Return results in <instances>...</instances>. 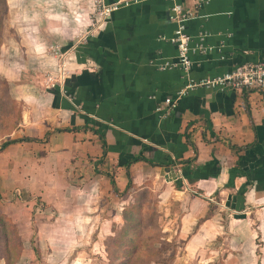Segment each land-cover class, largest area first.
Returning a JSON list of instances; mask_svg holds the SVG:
<instances>
[{
  "label": "crops",
  "instance_id": "1",
  "mask_svg": "<svg viewBox=\"0 0 264 264\" xmlns=\"http://www.w3.org/2000/svg\"><path fill=\"white\" fill-rule=\"evenodd\" d=\"M129 1L94 25L93 0H42L54 11L38 21V30H18L23 38L42 31L48 42L63 44L62 52L71 48L61 54L69 72L55 88L35 80L38 92L22 93L27 104L21 123L28 134L3 148L13 152L20 145L23 154L3 158L8 167L0 165V199L12 187L31 192L33 180L43 186L62 176L78 181L71 169L77 176L97 175L119 196L155 182L166 209L179 213L186 259L264 264V93L199 88L161 117L157 107L185 83L181 70L151 64L177 58V46L168 40L177 28L172 4ZM200 16L188 23V32L206 31L204 43H222L224 51L192 53L193 78L264 61V0H212ZM38 32L35 43H22L28 45L24 55L43 56ZM51 61L54 67L60 58ZM71 190L68 184L64 194Z\"/></svg>",
  "mask_w": 264,
  "mask_h": 264
},
{
  "label": "rangeland",
  "instance_id": "2",
  "mask_svg": "<svg viewBox=\"0 0 264 264\" xmlns=\"http://www.w3.org/2000/svg\"><path fill=\"white\" fill-rule=\"evenodd\" d=\"M96 1L93 0L94 25L99 17ZM8 2L0 0L2 167H8L2 162L4 157L18 158L23 154L20 145L13 152L2 149L6 142L28 134V127L21 123L27 104L21 99L22 93H37L38 85L32 83L35 80H44L41 86L53 88L56 82H62L69 71L61 66V54L67 55L71 49L62 52L63 44L48 42L50 37H43L42 31H30L26 38L18 32L23 28L38 30V21L54 11L52 4L44 8L42 0H11L10 12ZM37 32L43 38V56H37L35 51L24 55L22 50L28 45L22 43H35ZM56 56L60 61L52 67L51 60ZM23 57L31 67H26ZM64 95L73 102L69 94ZM69 171L78 181L62 176L61 181L43 186V181L33 180L31 192L12 187L8 189L10 196L0 199V264H214L212 259H186V237L180 235L179 213L166 209L168 206L157 195L163 189L159 183H151L150 188H132L119 196L97 175L77 176L76 169ZM68 184L73 189L71 195L64 194ZM4 188L7 189L5 181ZM38 189L43 194L38 195ZM3 211L11 212L12 217Z\"/></svg>",
  "mask_w": 264,
  "mask_h": 264
},
{
  "label": "built area",
  "instance_id": "3",
  "mask_svg": "<svg viewBox=\"0 0 264 264\" xmlns=\"http://www.w3.org/2000/svg\"><path fill=\"white\" fill-rule=\"evenodd\" d=\"M171 2V20L176 23L177 28L174 35L168 40L177 46L178 55L173 60H152L151 64L160 70L179 69L183 73L185 83L177 92L176 97H168L162 105L157 107V112L161 117L170 115L172 110L177 107L178 101L187 96L191 91L199 88H208L215 90H232L242 94L253 91L264 93V61L244 63L236 66L230 72L215 76L195 79L191 75L193 67L192 53L212 52L215 48L222 54L224 44L218 47L208 46L204 43L205 38L209 35L202 31L198 36H193L188 32V23L196 18L201 17V9L209 5L212 0H196L193 7H188L182 0H169ZM99 8V17L96 19V25L109 20L111 15L123 4L129 5L130 1L107 3V0L96 1ZM87 34L83 37L87 39ZM165 39V38H163ZM224 58V57H223ZM64 82V79H63ZM73 100V99H72Z\"/></svg>",
  "mask_w": 264,
  "mask_h": 264
},
{
  "label": "trees",
  "instance_id": "4",
  "mask_svg": "<svg viewBox=\"0 0 264 264\" xmlns=\"http://www.w3.org/2000/svg\"><path fill=\"white\" fill-rule=\"evenodd\" d=\"M160 114V113H159ZM17 140H11V141H8V142H6L5 144H4V146L2 147V149L3 148H5L7 145H9V144H11V143H14V142H16ZM140 158H136L135 159V161H138ZM176 185L179 187L180 185H181V182L180 181H177L176 182ZM129 188H131V181L129 182V185H128V189Z\"/></svg>",
  "mask_w": 264,
  "mask_h": 264
}]
</instances>
